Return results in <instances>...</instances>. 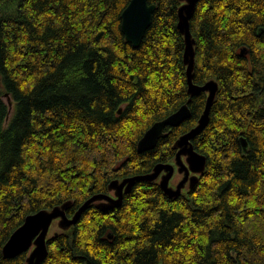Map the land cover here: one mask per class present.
<instances>
[{
  "label": "trees",
  "instance_id": "16d2710c",
  "mask_svg": "<svg viewBox=\"0 0 264 264\" xmlns=\"http://www.w3.org/2000/svg\"><path fill=\"white\" fill-rule=\"evenodd\" d=\"M130 1L0 0V264H24L28 253L2 249L27 216L72 201V217L112 181L171 162L204 111L202 93L189 119L138 152L189 94L181 3L149 0L157 10L134 48L121 28ZM191 32L195 84L220 87L193 141L204 177L179 199L139 183L118 208L90 207L43 264H264V0H200Z\"/></svg>",
  "mask_w": 264,
  "mask_h": 264
},
{
  "label": "water",
  "instance_id": "95a60500",
  "mask_svg": "<svg viewBox=\"0 0 264 264\" xmlns=\"http://www.w3.org/2000/svg\"><path fill=\"white\" fill-rule=\"evenodd\" d=\"M200 0H179L177 28L185 43L183 55L188 82V101L175 113L155 122L152 127L139 140L137 149L145 153L154 149L159 141L168 135L167 129L179 127L191 117L190 104L194 97L205 93L206 104L202 115L196 125L182 134L174 143L176 154L173 160L166 164H158L153 171L146 175L133 176L123 180H114L110 183L107 193H100L88 199L72 216L67 211L73 202L68 201L52 209L41 210L25 218L24 223L10 236L2 249L3 257L13 259L21 254L28 253L24 264H43L49 256V241L58 237L60 233H69L82 220L85 212L90 207L107 212L122 206L124 198L130 194L139 183H156L169 199H179L195 188L204 177L207 170L208 159L200 154L193 141L198 138L210 123L212 107L216 101L219 84L216 80H209L200 86L195 84L196 69V40L191 32V20ZM156 4H150L149 0H131L123 11L122 32L126 41L134 48H139L145 34L151 27ZM242 54L247 52L242 50ZM9 100L10 110L12 107ZM121 113V110L119 111ZM240 145L246 155L250 146L244 137H241ZM109 239H113L109 235Z\"/></svg>",
  "mask_w": 264,
  "mask_h": 264
},
{
  "label": "rangeland",
  "instance_id": "374dc122",
  "mask_svg": "<svg viewBox=\"0 0 264 264\" xmlns=\"http://www.w3.org/2000/svg\"><path fill=\"white\" fill-rule=\"evenodd\" d=\"M9 9H11V7L9 6V8H6L5 11L9 12ZM7 102H9V100L6 98Z\"/></svg>",
  "mask_w": 264,
  "mask_h": 264
}]
</instances>
